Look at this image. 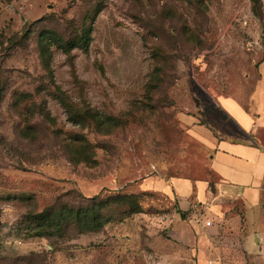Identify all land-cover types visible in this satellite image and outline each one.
I'll use <instances>...</instances> for the list:
<instances>
[{
  "label": "rangeland",
  "instance_id": "374dc122",
  "mask_svg": "<svg viewBox=\"0 0 264 264\" xmlns=\"http://www.w3.org/2000/svg\"><path fill=\"white\" fill-rule=\"evenodd\" d=\"M212 97L264 122V0H0V264H264V192L217 218L140 189L214 180Z\"/></svg>",
  "mask_w": 264,
  "mask_h": 264
},
{
  "label": "crops",
  "instance_id": "0c3cea01",
  "mask_svg": "<svg viewBox=\"0 0 264 264\" xmlns=\"http://www.w3.org/2000/svg\"><path fill=\"white\" fill-rule=\"evenodd\" d=\"M211 99L216 111L227 117L228 125L234 131L220 133L226 130V125L218 118L214 127L199 123L192 129V133L212 151L214 180L148 179L140 184V189L171 199L181 208L203 207L217 218L222 216L224 206L236 202L244 204L251 212L262 204L264 192V147L258 143L264 129L262 114L254 117L234 98ZM202 227L205 228L203 224Z\"/></svg>",
  "mask_w": 264,
  "mask_h": 264
},
{
  "label": "trees",
  "instance_id": "16d2710c",
  "mask_svg": "<svg viewBox=\"0 0 264 264\" xmlns=\"http://www.w3.org/2000/svg\"><path fill=\"white\" fill-rule=\"evenodd\" d=\"M85 43L88 44L89 38H84ZM86 44V45H87ZM70 213H75L74 211H69L67 214L64 212V210L58 211L57 212V219L60 222L66 221L65 217L69 216ZM77 213V214H76ZM76 219L80 223H84L86 225H89L90 228H98L100 227V216L97 214L93 208L89 209H80L76 212ZM47 217V216H46ZM44 223L49 222V220L42 218ZM88 227V228H89ZM88 228H86L88 230Z\"/></svg>",
  "mask_w": 264,
  "mask_h": 264
},
{
  "label": "built area",
  "instance_id": "2783aa9c",
  "mask_svg": "<svg viewBox=\"0 0 264 264\" xmlns=\"http://www.w3.org/2000/svg\"><path fill=\"white\" fill-rule=\"evenodd\" d=\"M205 228H210V227H213V222L212 221H207L205 224H204Z\"/></svg>",
  "mask_w": 264,
  "mask_h": 264
},
{
  "label": "water",
  "instance_id": "95a60500",
  "mask_svg": "<svg viewBox=\"0 0 264 264\" xmlns=\"http://www.w3.org/2000/svg\"><path fill=\"white\" fill-rule=\"evenodd\" d=\"M197 104L199 105V102L197 101Z\"/></svg>",
  "mask_w": 264,
  "mask_h": 264
}]
</instances>
